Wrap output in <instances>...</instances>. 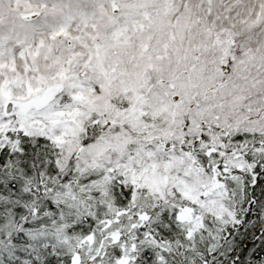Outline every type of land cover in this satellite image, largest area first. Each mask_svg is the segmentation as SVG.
Here are the masks:
<instances>
[{
  "label": "snow or ice",
  "instance_id": "6c2138e0",
  "mask_svg": "<svg viewBox=\"0 0 264 264\" xmlns=\"http://www.w3.org/2000/svg\"><path fill=\"white\" fill-rule=\"evenodd\" d=\"M0 264H264V0H0Z\"/></svg>",
  "mask_w": 264,
  "mask_h": 264
}]
</instances>
